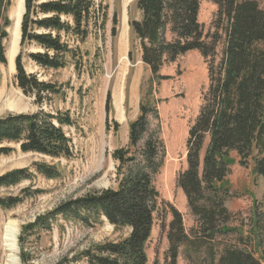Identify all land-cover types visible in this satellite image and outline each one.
Instances as JSON below:
<instances>
[{
    "label": "trees",
    "instance_id": "1",
    "mask_svg": "<svg viewBox=\"0 0 264 264\" xmlns=\"http://www.w3.org/2000/svg\"><path fill=\"white\" fill-rule=\"evenodd\" d=\"M209 1L218 7L210 30L199 19L201 0H137L141 17L129 21L140 41L142 61L156 80L169 78L161 74L163 67L190 51H199L209 65L210 84L189 130L188 167L177 178L197 226L188 232L182 212L171 206L167 260L177 264L181 247H186L198 256L194 264H264V257L236 244L226 246L220 254L212 244L217 235L236 229L228 226L231 213L226 206L232 166L252 163L253 173L264 178V9L257 0ZM11 2L0 0L4 19L0 64L8 62L5 40L11 20L5 12ZM24 3L15 78L39 108L0 118V156L15 151L11 144H17L24 153L72 159L75 146L67 129L77 127L78 120L70 108L58 104L68 100L70 84L41 79L38 72L27 70L26 60L42 70L60 72L74 67L81 75L89 64L88 39L101 37L108 7L97 0ZM113 23L112 34L116 35V15ZM219 44L223 49L217 60ZM129 59L134 61L132 51ZM106 111H111L110 91ZM158 118L155 106L140 104L139 116L129 125V144L112 153L117 163L116 188L68 200L24 227L27 233L50 230L51 223L62 217L87 224L106 218L116 228L127 229L121 240L87 248L57 264L83 260L86 264H149L148 244L161 201L156 177L166 161L160 127L152 122ZM34 168L35 172L27 167L0 175V188L32 179L36 173L50 179L62 175L54 163L35 162ZM24 198L23 194L0 196V207L14 208ZM24 256L22 252L23 261Z\"/></svg>",
    "mask_w": 264,
    "mask_h": 264
},
{
    "label": "rangeland",
    "instance_id": "2",
    "mask_svg": "<svg viewBox=\"0 0 264 264\" xmlns=\"http://www.w3.org/2000/svg\"><path fill=\"white\" fill-rule=\"evenodd\" d=\"M97 1L108 7V19L101 37L92 35L88 39L86 50L90 56L85 72L78 75L74 67L60 72L42 70L26 60L27 70L38 72L41 79L70 84L68 100L58 104L70 108L78 120L77 127L67 129L76 156L52 159L24 153L17 144H11L15 151L0 156V175L27 167L35 172V162L54 163L62 172L61 177L51 179L36 173L32 179L0 188V196L23 194L25 197L14 208L0 207V264H6L9 254L2 237L6 223L11 220L19 227L18 264H57L64 257L72 258L82 250L118 241L127 235V229L116 228L106 218L87 224L59 217L51 223L50 230L36 229L27 233L23 229L59 204L118 186L117 163L112 153L129 144V125L139 116L141 103L157 108L159 118L152 119V122L155 127H160L166 147L165 165L156 177L161 201L148 244L149 264H169L171 206L182 212L188 232L197 226V217L192 213L183 190L178 187L177 178L188 167L189 130L200 113L210 84L208 62L197 50L187 52L163 67L161 74L169 78L156 80L150 67L142 61L140 41L129 25L131 19L141 17L137 0ZM257 1L264 9V0ZM18 3L19 0H12L5 12L11 20L7 29L9 37L5 40L7 53L13 38ZM217 8L213 2L201 0L200 21L206 30L212 28ZM114 15L118 22L116 35L112 34ZM3 23L4 19L0 17V27ZM222 49V44H219L217 60ZM19 51L20 42L16 55ZM130 51L134 61L129 59ZM15 75V60L13 64L10 61L0 64V118L11 113H33L39 108L34 97L26 96L18 87ZM109 91L111 111L108 114L106 101ZM227 179L231 191L226 201L231 213L228 226L236 229L217 235L212 244L218 254L226 246L236 244L258 257H264V178L253 173L252 163L242 166L237 162ZM22 252L26 262L22 260ZM197 257L194 250L181 247L177 264H194Z\"/></svg>",
    "mask_w": 264,
    "mask_h": 264
},
{
    "label": "bare ground",
    "instance_id": "3",
    "mask_svg": "<svg viewBox=\"0 0 264 264\" xmlns=\"http://www.w3.org/2000/svg\"><path fill=\"white\" fill-rule=\"evenodd\" d=\"M25 12V3L24 0H19L17 10H16V23L13 28V38L11 42V47L8 50L7 58L13 64L16 53L18 51V46L21 38V21L23 14ZM15 20V19H14ZM10 107H14L13 104H10ZM18 234L19 227L14 221H9L4 227L2 242L6 250L9 252L6 260V264H18L19 263V245H18ZM4 248V249H5ZM7 252V253H8Z\"/></svg>",
    "mask_w": 264,
    "mask_h": 264
},
{
    "label": "crops",
    "instance_id": "4",
    "mask_svg": "<svg viewBox=\"0 0 264 264\" xmlns=\"http://www.w3.org/2000/svg\"><path fill=\"white\" fill-rule=\"evenodd\" d=\"M201 11V10H200ZM199 19H200V14H199Z\"/></svg>",
    "mask_w": 264,
    "mask_h": 264
},
{
    "label": "water",
    "instance_id": "5",
    "mask_svg": "<svg viewBox=\"0 0 264 264\" xmlns=\"http://www.w3.org/2000/svg\"><path fill=\"white\" fill-rule=\"evenodd\" d=\"M8 62H9V59H8Z\"/></svg>",
    "mask_w": 264,
    "mask_h": 264
}]
</instances>
